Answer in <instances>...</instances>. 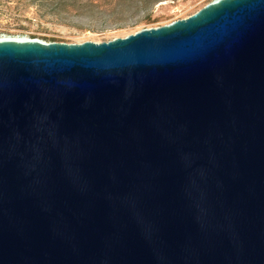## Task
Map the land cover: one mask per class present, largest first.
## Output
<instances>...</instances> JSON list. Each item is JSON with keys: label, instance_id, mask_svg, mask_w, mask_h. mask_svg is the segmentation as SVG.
<instances>
[{"label": "water", "instance_id": "95a60500", "mask_svg": "<svg viewBox=\"0 0 264 264\" xmlns=\"http://www.w3.org/2000/svg\"><path fill=\"white\" fill-rule=\"evenodd\" d=\"M0 264H264V0L1 38Z\"/></svg>", "mask_w": 264, "mask_h": 264}, {"label": "rangeland", "instance_id": "374dc122", "mask_svg": "<svg viewBox=\"0 0 264 264\" xmlns=\"http://www.w3.org/2000/svg\"><path fill=\"white\" fill-rule=\"evenodd\" d=\"M213 0H0V39L101 43L184 19Z\"/></svg>", "mask_w": 264, "mask_h": 264}]
</instances>
